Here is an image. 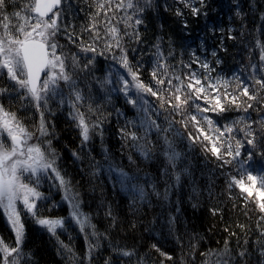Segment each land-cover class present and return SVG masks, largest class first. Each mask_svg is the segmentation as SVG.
<instances>
[{"label": "snow or ice", "instance_id": "snow-or-ice-1", "mask_svg": "<svg viewBox=\"0 0 264 264\" xmlns=\"http://www.w3.org/2000/svg\"><path fill=\"white\" fill-rule=\"evenodd\" d=\"M174 2L179 5L174 10L175 16L183 20L186 37L191 32L187 31L185 12L207 20L208 0ZM84 3L87 12L79 7L80 0H0V75L10 84L0 87V212L13 234L12 244L0 237V264L31 261V253L25 251L26 218L56 238L58 253L68 264H123L124 260L129 264H145L151 252L161 258L158 264H186V257L196 264L199 235L187 233V253L183 252L180 237L175 236L182 203V193L175 190L183 188L182 178H191L190 183L195 185L194 172L198 169L193 168L192 161L197 160L199 165V157L204 160L199 170L202 176L206 170L209 197L213 195V178L219 174L225 181L224 191L229 199H234L231 192L238 189L245 205L252 200L258 213L257 239L252 241L251 250L249 230L239 224L237 227L245 238L241 241L236 237L237 250L233 253L229 240H225L222 249L201 252L200 264H209L210 260L211 264H264V230L260 227L264 225V5H259L260 23L253 29L258 35L249 49L248 63L225 76L221 68L224 62L219 58L221 52L228 51L223 43L224 28L207 26L213 35H220V43L211 49L201 39L196 47L179 42L177 52V42L156 36L145 51L141 46L149 41L146 34L149 23L161 7L168 11L167 0L162 5L157 0H84ZM257 6L251 5L246 12L240 0H233L232 10L236 18L243 20ZM77 7L85 15L79 27L73 22ZM244 27L242 24L241 29ZM227 32V39L232 41L238 37L243 40L245 36L242 30L229 28ZM61 39L66 43H61ZM256 50L257 59L252 61L251 53ZM146 68H149L148 82L143 78ZM98 72L102 75H96ZM113 96H123L126 105L134 109L135 117L129 119L114 106L113 112L106 113L104 106L111 105ZM13 101L25 111L37 114L31 128L11 110ZM53 102L57 106L55 111L50 106ZM65 109L79 133L78 150H69L70 159L73 165L87 161V173L82 167L69 172L62 166V153L55 147L59 136L56 121L51 118ZM112 120L117 123L121 155L126 154L132 166L130 171L114 162L107 147H102L103 161L93 156L96 140L104 145ZM157 147L161 149L163 165L157 168L155 176L142 175L132 153L147 161L156 156ZM197 149L199 157L195 155ZM101 172L114 190L118 188L127 196L129 208L145 204L150 207V196L156 197L158 203L170 205L162 212L161 231L165 240L173 236L181 247L178 261L163 251L159 242L141 254L135 245L122 246L112 238L121 221L110 204L98 205L110 221L104 232L98 231L92 214L84 211L92 206L79 191L75 174L99 177ZM45 183L47 194L41 191ZM159 184L163 185L162 190ZM53 189L61 194L59 202L52 199ZM192 193L200 194L196 187H192ZM62 206H66V217L44 215L41 210L51 212ZM192 207L197 205L194 203ZM210 211L217 215L216 208ZM99 214L97 211L96 215ZM151 223L155 224L156 218ZM69 227L83 236L87 245L83 255L59 238L58 233H68ZM131 227L135 228V224ZM102 239L107 241V255Z\"/></svg>", "mask_w": 264, "mask_h": 264}, {"label": "trees", "instance_id": "trees-1", "mask_svg": "<svg viewBox=\"0 0 264 264\" xmlns=\"http://www.w3.org/2000/svg\"><path fill=\"white\" fill-rule=\"evenodd\" d=\"M22 2H27V0H22ZM243 9L247 12L249 7L253 4L258 5L251 9V13L247 15L243 20H240L234 16L232 10L233 0H208L209 7L206 9L208 11L207 20L201 16L199 18H194L185 12V19L189 24V29L187 31L191 32L190 36H185V30L182 27L183 20L175 16V8L179 5L174 2V0H167L168 11L165 12L161 7L158 15L155 18L147 30V36L149 41L142 45V49L147 51V45L154 41L156 36H161L167 41L169 38L177 42L176 49L179 52V42L186 41L192 47H196L201 39L206 40V44L209 49L216 47L220 43V35L217 33L213 35L208 31L207 26H213L217 29L224 28V47L227 48V52H221L219 58L223 60L221 68L224 69L222 75L231 76L232 72L236 71L242 64L248 63V57L250 55L249 49L253 48L252 41L258 33H253V29L257 24L260 23L258 19V13L260 11L259 5H264V0H240ZM164 0H157V4L162 5ZM79 7H84L85 12H87V7L84 0H80ZM79 7L73 12L75 17L74 23L79 27L81 23L85 21L84 13L79 12ZM245 25L241 29V25ZM232 28L237 31H244L245 36L243 40L239 37L236 41L227 39V29ZM143 32L144 30L141 29ZM249 33H253L249 35ZM233 35H237V32H233ZM61 43H66L65 40L61 39ZM75 50V49H73ZM258 56V50L251 53L252 61H255ZM187 61V55L184 57ZM179 60V55L177 56V61ZM145 62L147 64V56H145ZM176 61H172L175 63ZM149 68H146L143 72V78L145 82H148V72ZM217 72H220V68H217ZM100 76L102 73H96ZM0 87H10V84L6 80V77L0 75ZM95 91V86H93ZM6 107H8L7 102ZM103 103V101H101ZM50 106L53 110H56L55 103H51ZM113 106L115 108H120L126 116L131 119L135 117V111L131 106L126 105L123 96L112 97L111 105L105 104L104 111L113 112ZM11 110L15 111L19 117L24 119V123L31 128L36 119H38L37 114L31 110L25 111L18 102L13 101L11 105ZM56 121V132L59 136V143H55V147L62 153L63 160L62 166L66 167L69 172H75V168L82 167L87 173L88 163L85 161L83 165H73L70 159L69 150H78L77 146L79 144V133L75 129L74 125L69 121L67 117V110L57 111L56 117H52ZM123 124V118L121 119V125ZM117 123L112 120L110 127L107 128L105 134L104 145L102 146L97 139L93 147V156L96 160L103 161V156L101 154L102 147H107L114 162L125 170H131L132 166L128 164L125 156L121 155L120 142L117 138L116 133ZM155 135L152 136V140L155 142ZM183 149L182 145H178ZM161 149L157 147L156 156L152 159L144 161L138 157L135 152L132 153L134 160H136V166H138L143 173H148L151 176H155L157 168L163 165V157L160 155ZM195 155L199 157V150L197 149ZM204 160L199 157V165L197 160L192 161V166L194 169H198L194 172V177L196 180L195 185L190 183L191 178H182L183 188L176 189L175 192H181V222L177 224L175 236L180 237V243L183 244V252H188V235L187 233H196L199 235L200 242L199 247L196 252V264H200L201 257L200 253L205 252L208 249H222L224 247V241L229 240V247L232 249L233 253L237 250V239L240 237L241 241L245 236L241 233V230L237 227L239 224H243L249 230L247 233V238L249 239V249L252 248V241L257 239V221L258 213L256 211L255 203L252 200L245 205V201L238 196V189H234L231 192V196L234 199H229L228 194L225 193V181L223 177L217 175L214 177V187H212L213 195L211 197L207 194V175L205 170V175H201V170L199 168L203 166ZM75 180L79 181L80 188L79 191L84 194V200L86 203L90 204L91 208H84L85 212H89L93 216V223L97 225V229L100 232H104L107 224L110 222L103 215L104 209L98 207L104 203L110 204L112 206L113 214L121 221L119 227L114 230L111 234L112 238L119 240L121 245L132 246L135 245L140 253L149 252L150 245L153 243H158V246L162 248L163 251L169 252L173 256L174 260H179L181 254V247L175 241L173 236H168L165 240L161 231V224L164 219L162 212L165 208L170 207V205L164 204L163 202L158 203L156 197L150 196L152 201L151 206L137 205L136 208L128 207V198L123 193H121L118 188L113 189L112 183L105 177L104 173L101 172L99 177H89L88 175L75 174ZM158 187L162 190L163 185L159 184ZM192 187H196L199 190V195L194 196L192 193ZM41 191L47 194L48 185L45 183L41 188ZM52 199L59 202L61 199V194L55 189L51 192ZM192 197L191 199H189ZM173 200L176 198L173 195ZM196 204L197 207L193 208L192 205ZM39 206V205H38ZM217 209V215H213L210 211L211 209ZM44 215L53 217H66L68 215L66 206H62L59 209H53L51 212L44 211L41 209ZM222 210V215L220 211ZM99 211V215L96 212ZM156 218V223L152 224L153 219ZM135 224V228L131 227V224ZM26 224V239H25V251L31 253V261L29 264H68V261L63 258L61 254L58 253V245L56 238L50 236L45 230L40 226L36 225L30 219H25ZM264 230V225L260 226ZM146 228L148 230H146ZM225 228L229 229L225 232ZM115 232H119V236H115ZM164 233L167 232L166 229L163 230ZM235 232L236 236H231L230 233ZM59 238L65 243L70 244L73 250L78 255H83L86 250V243L78 230L69 227L68 233H58ZM69 236L72 237L71 241ZM0 237H3L6 242L13 243V234L7 227V222L0 212ZM92 240L91 237H89ZM95 243L94 240H92ZM101 244L104 246V255H107V241L101 240ZM161 258L155 252H151L150 258H145V264H153L156 261L157 264ZM123 264H129L128 260H124ZM168 264V262H165ZM186 264H193L191 259H187ZM211 264V260L209 261Z\"/></svg>", "mask_w": 264, "mask_h": 264}]
</instances>
